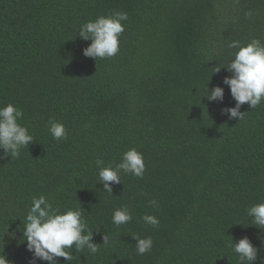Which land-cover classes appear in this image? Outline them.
Wrapping results in <instances>:
<instances>
[{"label":"trees","instance_id":"16d2710c","mask_svg":"<svg viewBox=\"0 0 264 264\" xmlns=\"http://www.w3.org/2000/svg\"><path fill=\"white\" fill-rule=\"evenodd\" d=\"M112 12L128 17L119 52L85 57L80 25ZM252 38L264 41V0H0V106L19 107L34 138L19 158L0 149V253L48 264L21 232L43 194L80 208L100 244L95 255L73 246L70 264H238L230 241L245 236L261 264L264 230L246 209L264 202V103L242 105L240 121L222 112L235 106L221 68L236 51L228 44ZM206 84L224 88L223 102L204 97ZM50 119L67 139L52 138ZM130 148L143 154V178L121 172L105 192L95 161L114 165ZM122 205L133 220L117 227ZM134 235L151 237V250L138 255Z\"/></svg>","mask_w":264,"mask_h":264},{"label":"clouds","instance_id":"9594fccd","mask_svg":"<svg viewBox=\"0 0 264 264\" xmlns=\"http://www.w3.org/2000/svg\"><path fill=\"white\" fill-rule=\"evenodd\" d=\"M246 15L250 16L251 13ZM127 19L125 12H112L81 24L78 36L85 41H91L83 49V55L95 61L98 58L115 56L119 52L120 34L124 32L122 21ZM228 47L236 51L227 66L221 68H226L230 73L229 76L224 77L223 84L230 89L235 106L226 107L222 112L228 115L229 119L235 118L240 121L245 118L246 113L240 111L242 105L247 103L251 109H255L264 103V41L252 38L245 44L234 40L228 44ZM207 84L204 97L210 102H223L224 88L216 85L209 89ZM22 117L23 111L14 104L0 106V149L5 156L19 158L21 149L33 143L34 138L29 129L19 123ZM48 131L56 141L67 139L64 124L55 119L48 121ZM95 165L98 181L109 194L113 193V184L121 183V172L138 178H143L145 172L143 154L135 148L122 153L119 163L105 165L103 159H97ZM150 204L156 205L157 202L152 200ZM246 214L255 227L264 230V202L251 205L246 209ZM142 219L153 227L159 225V220L154 215L145 214ZM111 220L119 227L131 222L133 214L126 205H122L113 211ZM21 232L27 250L33 253V260L47 261L48 264H59L57 258L61 257L64 258L65 264H70L74 257L69 250L73 246L77 252L87 248L92 255L100 251V244L93 242V232L89 229L87 221L83 219L81 209L69 208L61 211L43 194L32 198ZM132 237L136 241L135 250L138 255L151 250L153 246L151 237L141 238L138 235ZM108 243L109 239L104 235L103 244ZM230 247L236 254L238 264H254L257 259L258 249L247 236L237 242H233L231 237ZM0 264H10L3 252L0 253Z\"/></svg>","mask_w":264,"mask_h":264}]
</instances>
